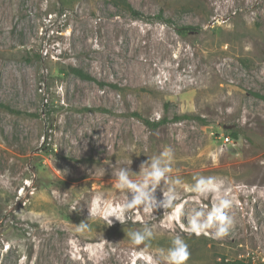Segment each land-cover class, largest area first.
I'll return each mask as SVG.
<instances>
[{"label":"rangeland","instance_id":"rangeland-1","mask_svg":"<svg viewBox=\"0 0 264 264\" xmlns=\"http://www.w3.org/2000/svg\"><path fill=\"white\" fill-rule=\"evenodd\" d=\"M129 1L0 0V264H264V0Z\"/></svg>","mask_w":264,"mask_h":264},{"label":"trees","instance_id":"trees-1","mask_svg":"<svg viewBox=\"0 0 264 264\" xmlns=\"http://www.w3.org/2000/svg\"><path fill=\"white\" fill-rule=\"evenodd\" d=\"M111 3L115 6H119V7H123L131 12H133L134 14H137L136 10L134 9L133 5L131 4V2L129 0H111ZM161 17V16H159ZM170 22V21H169ZM192 28V26H181L180 28H178V30L181 33H185V31L187 29ZM69 71L71 73H73L74 75L78 76L81 79H85V80H93L98 82L100 85L103 86V82L97 80V78H95L92 74H90L89 72H87L86 70L79 68V67H70ZM264 97V96H262ZM0 109L3 110H7L9 112L12 113H19L18 110H15L14 108H12L9 104H6L2 101H0ZM133 115H135L136 117H138L145 125L151 127V128H156L158 127L160 124L164 123V121H166V119H162V120H158V121H150L148 119L143 118L140 114H138L137 112H133ZM192 118L194 116L190 115V114H184L181 116H176V119H181V118ZM198 118V117H197ZM199 119V118H198ZM232 135L233 138H237L238 137V133L236 131H229ZM218 264H248V262H245L244 260H233V261H226L225 259H223L222 261H220Z\"/></svg>","mask_w":264,"mask_h":264},{"label":"clouds","instance_id":"clouds-1","mask_svg":"<svg viewBox=\"0 0 264 264\" xmlns=\"http://www.w3.org/2000/svg\"><path fill=\"white\" fill-rule=\"evenodd\" d=\"M154 175L156 176V178H159L161 173L159 171H156L154 173ZM121 180L124 181V183H127L126 177L124 176L123 173H121ZM203 183V182H202ZM119 186H123L122 184ZM132 187H135V185H132ZM140 199L139 197L136 198L135 203H139ZM223 206L224 207H228L231 203L230 200H226L223 201ZM219 207L217 208V212L214 213V215H217L219 213ZM111 213H117L118 212L116 209H111L109 213H106L105 216L111 214ZM218 220L220 223V227L217 230V235L218 236H222L224 234H226V232L228 231V228L232 225L233 221L230 217L224 216V215H219L218 216ZM194 229H199V227H194ZM197 234H199V231H197ZM143 240L142 236L137 235L135 237L134 242L136 244H139L141 241ZM175 245L176 247L174 249L171 250L168 259L171 261V264H186V261H188L189 257H190V252L188 249V245L186 243H182L179 239H177L175 241Z\"/></svg>","mask_w":264,"mask_h":264},{"label":"bare ground","instance_id":"bare-ground-1","mask_svg":"<svg viewBox=\"0 0 264 264\" xmlns=\"http://www.w3.org/2000/svg\"><path fill=\"white\" fill-rule=\"evenodd\" d=\"M224 2V1H223ZM108 139H109V136H102V141H108ZM101 141V142H102ZM112 171V170H111ZM110 170H108V169H106V170H104V171H102L101 173H98V174H93V176L90 178V179H92V180H96V181H100V180H102L104 177H106V176H108L109 174H111V173H113V172H111ZM109 193V192H108ZM101 205V201H99L98 200V206H100ZM123 254V253H122ZM130 255H131V253L130 252H128V253H124L123 255H122V259H120V258H117V257H115V264H125V262L129 259V257H130ZM140 260V258H138L137 259V261H139ZM140 262V261H139ZM149 264H152V263H149Z\"/></svg>","mask_w":264,"mask_h":264},{"label":"built area","instance_id":"built-area-1","mask_svg":"<svg viewBox=\"0 0 264 264\" xmlns=\"http://www.w3.org/2000/svg\"><path fill=\"white\" fill-rule=\"evenodd\" d=\"M230 140V137L229 136H227V137H225V141H229Z\"/></svg>","mask_w":264,"mask_h":264}]
</instances>
